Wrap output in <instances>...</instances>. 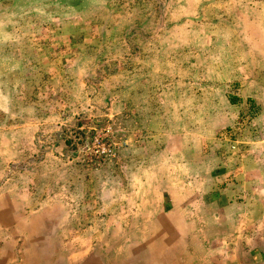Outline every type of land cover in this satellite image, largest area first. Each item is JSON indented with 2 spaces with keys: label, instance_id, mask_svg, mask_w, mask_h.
<instances>
[{
  "label": "rangeland",
  "instance_id": "1",
  "mask_svg": "<svg viewBox=\"0 0 264 264\" xmlns=\"http://www.w3.org/2000/svg\"><path fill=\"white\" fill-rule=\"evenodd\" d=\"M263 139L264 0H0V203L68 254L153 238Z\"/></svg>",
  "mask_w": 264,
  "mask_h": 264
},
{
  "label": "crops",
  "instance_id": "2",
  "mask_svg": "<svg viewBox=\"0 0 264 264\" xmlns=\"http://www.w3.org/2000/svg\"><path fill=\"white\" fill-rule=\"evenodd\" d=\"M260 145L245 171L237 167L232 187L208 191L200 206L172 204L170 220L157 221L154 237L134 246L102 237L88 253L78 242L81 252L68 254L63 234L51 232L57 226L20 224L18 203H0V264H264V139Z\"/></svg>",
  "mask_w": 264,
  "mask_h": 264
}]
</instances>
